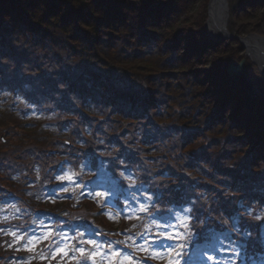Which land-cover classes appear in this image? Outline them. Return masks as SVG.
Returning <instances> with one entry per match:
<instances>
[{
    "label": "trees",
    "instance_id": "trees-1",
    "mask_svg": "<svg viewBox=\"0 0 264 264\" xmlns=\"http://www.w3.org/2000/svg\"><path fill=\"white\" fill-rule=\"evenodd\" d=\"M207 3L0 0V210L20 199L22 229L49 218L55 239L79 219L47 203L54 172L79 169L90 189L104 179L122 195L133 168L159 202L151 212L192 207L197 239L222 226L264 264L263 221L246 218L264 209V75L249 63V90L228 77L244 50L208 36ZM227 30L264 37V0L229 7ZM149 145L160 153L144 159Z\"/></svg>",
    "mask_w": 264,
    "mask_h": 264
},
{
    "label": "rangeland",
    "instance_id": "rangeland-1",
    "mask_svg": "<svg viewBox=\"0 0 264 264\" xmlns=\"http://www.w3.org/2000/svg\"><path fill=\"white\" fill-rule=\"evenodd\" d=\"M237 1L227 0L228 9ZM247 72L246 81L251 87L254 78L252 79L248 66ZM148 148L149 151H141L144 159L160 153L159 149L150 145ZM130 162L132 161L123 163L131 165ZM154 162V160L148 162L149 166L147 167L149 170L155 168ZM133 172L134 169L132 168L129 172L119 176V178L125 180V183L122 182L128 187V190H125L122 195L119 194L117 188L110 191L105 188V185H103L104 179L96 187L97 189H90L86 181L87 176L83 175L79 169L64 168L57 174L54 172L51 186H54V184H58V186L53 187L51 192L46 191L53 196L52 201L47 203L51 208L55 207L60 213L62 212V216L79 220L69 226H65V220L62 221L64 225L59 227L61 229L60 232L56 233V238L53 239L52 237L50 241L37 243L32 251H28L25 247L28 244L27 238L41 237L48 230H51L54 236L53 220L44 218L37 222L33 229L23 230L22 228L28 220L29 211L21 205L22 202L16 203L20 199H14L11 204L2 206L3 208L1 207L0 210V224H2L0 226V255L3 257L0 258V264L8 258L10 259H8L9 262L13 261L11 264H81L84 258L80 256L76 249L84 248L90 252L95 250L96 246H99V251L102 254L96 257L97 264H106L107 261H111V264H121L125 257L132 258L131 264L262 263L253 257L242 256L241 248L236 247L226 235L224 236L222 232L225 233V230L222 226L219 227V229H222L219 231L215 226L208 228V225H205L201 238L197 239L198 236L194 230L196 231L197 225L195 224H198L199 221L196 223L194 219L190 218L189 212H192V207H178V205L172 206L173 204L167 203L168 208L165 211L160 212L162 209H158L160 214L151 212V207L155 209L153 205L156 203L153 201L154 194L149 191L147 184L141 183L140 177L138 179L136 175H133ZM64 176H71V181L59 179ZM150 181L161 183V178ZM40 182L39 176H37V184L31 186L28 192H31L33 187L39 186ZM112 185H116L115 180ZM131 186L132 188H130ZM191 186L186 184L183 187L192 189ZM22 189L23 187H20L19 192H23ZM38 190L36 189V191ZM181 190L183 189L176 188L173 191H176L178 195ZM17 192L18 190H13L15 195H17ZM96 193H103L104 198H98ZM252 210V216L256 219L251 216H246V218L259 223L263 221L264 224V209L253 208ZM13 224L16 227H8ZM82 224H88L90 229L82 228ZM238 228L240 227H233L237 230ZM9 233L27 238L17 242ZM169 235L172 236L171 239L166 238ZM211 235L213 237H210ZM242 235L249 237L250 233L244 229ZM90 240L95 241V245L86 243ZM203 242L206 244H203ZM196 244L200 245L195 247ZM57 245L65 248L69 255L67 257L58 255L52 258ZM113 252H118L121 255L115 257L112 255ZM208 256L213 257V259H207ZM89 264H91V261H89Z\"/></svg>",
    "mask_w": 264,
    "mask_h": 264
},
{
    "label": "water",
    "instance_id": "water-1",
    "mask_svg": "<svg viewBox=\"0 0 264 264\" xmlns=\"http://www.w3.org/2000/svg\"><path fill=\"white\" fill-rule=\"evenodd\" d=\"M206 30L212 40L222 42L225 40H236L244 49V58L238 63L228 65L226 72L228 77L239 86L250 89L247 80V66L249 63L255 65L264 74V37L248 34L243 36H233L227 30L228 2L227 0H209L207 8ZM215 12L217 23L211 34L209 21Z\"/></svg>",
    "mask_w": 264,
    "mask_h": 264
},
{
    "label": "snow or ice",
    "instance_id": "snow-or-ice-1",
    "mask_svg": "<svg viewBox=\"0 0 264 264\" xmlns=\"http://www.w3.org/2000/svg\"><path fill=\"white\" fill-rule=\"evenodd\" d=\"M60 180H69L71 181V176H64V177H60ZM96 196L98 198L103 199L104 198V194L103 193H96ZM141 211H143V209H141ZM111 218V216H110ZM9 235H12L13 238L17 241L20 242L24 239H26L27 237H21L16 235L15 233H9ZM53 237V232L51 230H48L44 233L43 236L41 237H32V238H27L28 239V244L25 245L26 249L28 251H32L35 247V245L37 243H41L43 241H50ZM166 238L171 239L172 236H166ZM89 245H95V241H87L86 242ZM77 252L80 253V256L82 258H84L81 262V264H89V261H91V264H97L96 262V257L101 256V252L99 251V246H96L95 250L93 251H86V249L84 248H77L76 249ZM58 255H62L64 257H67L69 255L68 251L65 248H61L59 245H57L56 249L54 250L53 254H52V258H55ZM113 256L115 257H119L121 254L118 252H113L112 253ZM207 259L212 260L213 257L208 256ZM132 258L131 257H125L124 261L121 262V264H125V262H127V264H131ZM106 264H111V261H107Z\"/></svg>",
    "mask_w": 264,
    "mask_h": 264
},
{
    "label": "bare ground",
    "instance_id": "bare-ground-1",
    "mask_svg": "<svg viewBox=\"0 0 264 264\" xmlns=\"http://www.w3.org/2000/svg\"><path fill=\"white\" fill-rule=\"evenodd\" d=\"M216 23H217V18L215 16V12L212 11V14H211V17H210V21H209V24H208L211 34H213V30L215 28Z\"/></svg>",
    "mask_w": 264,
    "mask_h": 264
}]
</instances>
